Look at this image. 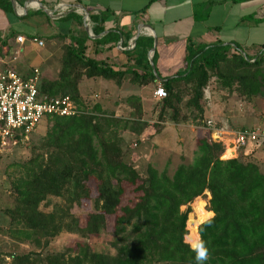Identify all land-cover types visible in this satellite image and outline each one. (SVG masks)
Listing matches in <instances>:
<instances>
[{"label":"trees","instance_id":"obj_1","mask_svg":"<svg viewBox=\"0 0 264 264\" xmlns=\"http://www.w3.org/2000/svg\"><path fill=\"white\" fill-rule=\"evenodd\" d=\"M15 1L20 4L23 0ZM0 10L31 23L35 14L51 21L41 9L16 16L9 0H0ZM57 20H71V26L64 34L45 36L60 39L62 44L57 74L52 79L40 78L41 93L67 94L83 106L78 91L83 77L118 83L129 73L138 85L158 78L145 51L136 50L151 47L150 39H135L130 56L133 68L115 70L85 53L89 37L79 15L68 11ZM18 32L12 27L0 35V57L13 48ZM91 32L97 35L100 30L92 27ZM116 40L117 35L110 31L93 39L95 44H114ZM150 60L153 63L154 53ZM7 66L22 75L28 73ZM211 77L220 88L246 99L264 97V44L248 56L227 44L187 43L183 68L159 83L165 96L159 99L152 128L144 132V137L158 132L165 121L196 125L195 157L191 163L177 164L170 175L147 164L142 176L124 161V141L114 128L121 123L123 129L139 134L147 123L134 116L120 120L85 112L46 117L49 127L32 148V155L21 163L23 175L12 184L13 205L3 209L11 236L32 245L25 252L8 253L10 264H197L196 247L184 241L186 218L189 203L206 192L204 209L212 215L196 226L197 244L202 240L209 253L202 264H264V165L251 151L220 158L223 144L212 141L204 128L203 90ZM127 187L135 200L120 206ZM57 198L67 204L60 205ZM81 202L88 205L86 211L69 212V207ZM63 228L92 236L108 233L111 251L94 250L85 240L65 251L45 250Z\"/></svg>","mask_w":264,"mask_h":264},{"label":"crops","instance_id":"obj_2","mask_svg":"<svg viewBox=\"0 0 264 264\" xmlns=\"http://www.w3.org/2000/svg\"><path fill=\"white\" fill-rule=\"evenodd\" d=\"M26 1L23 0L20 4L16 2L17 8L21 9ZM38 3L48 10H52L57 3L69 7L80 5L87 13L85 25L80 13L74 9L68 11L80 16L82 29L90 37L85 39V53L115 70H130L134 67L130 56L137 37L151 40V47H140L136 50L145 51L148 63L154 53L153 66L158 78L153 82L138 85L132 81L129 73H125L118 83L101 77L81 79L85 82L88 91L86 98L89 100L83 104L84 107L81 106L87 112L119 119L122 118L119 113L126 111L128 117L124 119H132L134 116L136 121L147 123L139 134L130 133L129 130L123 129L122 125L117 129V134L122 138L133 137L135 141H130L132 146H136L135 142L144 137L145 131L152 128L151 124L155 122L154 116L158 109L156 102L159 101L153 95V90L162 80L183 68L187 43L227 44L248 56L259 52L264 44V0H32L26 4V12L35 11ZM51 20L59 22L57 28L60 32L55 30L47 35L64 34L71 26V20ZM28 24L33 27L26 32L37 33L31 22L23 23L22 20L0 10L1 36L8 33L12 27L19 31L18 34L24 35L21 27H30ZM15 25L21 27L15 28ZM92 27H96L100 32L97 35L92 34ZM109 31L117 35L114 44L94 43L93 39ZM37 38L42 40L39 36ZM54 41L55 38L50 40L52 44H56ZM112 129L113 126L109 128ZM195 133L196 125L165 121L158 132L144 137L147 143L142 144V151L135 153L133 163H136L137 159L142 160V156L148 158L154 151L168 154L176 152L180 156V148L185 144L184 137L191 134L194 147ZM210 213L212 214L211 211Z\"/></svg>","mask_w":264,"mask_h":264},{"label":"rangeland","instance_id":"obj_3","mask_svg":"<svg viewBox=\"0 0 264 264\" xmlns=\"http://www.w3.org/2000/svg\"><path fill=\"white\" fill-rule=\"evenodd\" d=\"M33 25L37 35L42 38L43 46H38L35 42L26 38L24 43L21 46L13 45V48L7 53L3 60L11 58L12 51L17 50L15 54V59L10 62L11 67H18L24 71H29L31 68L36 67L40 73V77L52 79L56 76L59 64H60V55H61V44L62 41L55 38L54 41L56 44L50 42L51 39L45 37L48 33L54 32L55 30H60L59 22L56 20H51L47 22L44 17L40 14H35L31 16ZM25 23V21H23ZM54 25V26H53ZM19 26V25H18ZM14 26L15 28H20L21 25ZM30 26V25H29ZM30 27L24 26L23 33L30 30ZM85 32V31H84ZM85 35H89L85 32ZM90 38V37H89ZM15 46V47H14ZM15 70V69H14ZM84 80L80 81L78 84L79 98L81 103H86L88 91L85 87ZM136 87V86H135ZM125 89V88H124ZM203 104L205 109L204 122L206 119H211L216 126H222L228 130V132H223L221 137V143L224 145V142L233 138L231 131H235L239 128H252L259 127L264 131V97H252L246 99L243 96L238 95L236 92H228L226 89L220 88L216 81L211 77L208 84L203 90ZM158 102L156 106L158 107ZM108 112V111H107ZM120 120H124L125 117H128L127 112L123 111L119 113ZM131 116V115H129ZM156 121V114L154 116ZM223 121L224 123H222ZM191 123V122H188ZM192 124V123H191ZM50 125V120L48 118L41 119L32 132L29 135L27 142L20 144L13 149L0 154V257L2 258V264H10V252H25L32 248V245L28 241H20L15 237L11 236V232L7 227V217L3 213V209L11 207L13 205V194L12 184L16 178L20 175H23V168L21 163L32 155V148L34 145L40 143L45 131ZM121 124H118L114 130L117 132V129L120 128ZM194 125V124H193ZM205 128V126H204ZM123 143L125 148V154L123 156L124 161L131 163L132 166L137 170V172L144 176L145 167L147 164L152 165L157 169V171H164L167 175H170L177 164L179 163H191L195 157L194 147H193V137L190 134H186L184 137L185 144L180 148V156L175 152L171 154L168 152H153L152 155H149L148 158L142 156V160H135L136 163H133L134 157L136 158V152L142 151V144L147 143V140L144 137H140L136 146H132L131 142L135 141L132 137H124ZM131 141V142H130ZM139 143L140 145H138ZM36 151V148H35ZM252 152L253 158L264 165V140L258 139L252 144H248L244 148H239L234 156L244 152ZM146 154V153H145ZM144 154V155H145ZM183 154V155H182ZM223 158L234 157L232 154L224 153ZM231 155V156H230ZM146 158V159H145ZM130 187H127L120 198L119 205H131L135 200L134 194L130 191ZM208 196L201 195L194 198L190 203V211L187 213L186 221V231L189 218L192 216L196 219V214L194 212V205L197 200L206 202ZM57 203L60 205L67 204L64 199L57 198ZM49 206L47 207V209ZM184 206H181L180 209H183ZM88 205L84 202H81L80 205H75L69 207V212L75 215L78 212L86 211ZM46 210V209H45ZM206 211V210H205ZM209 218V217H208ZM65 219H69L65 217ZM83 215L80 217L82 222ZM207 219V218H206ZM189 233V232H188ZM111 236L108 233H101L97 236H92L85 234L81 231H67L62 229L56 236L50 239L48 245L45 247V250L48 251H65L68 250V247L73 246V244L78 240H85L89 243L90 247L98 251H111L109 247V240ZM186 241V236L184 237ZM188 243V242H187ZM189 246L193 248L190 244ZM195 248V247H194Z\"/></svg>","mask_w":264,"mask_h":264},{"label":"built area","instance_id":"obj_4","mask_svg":"<svg viewBox=\"0 0 264 264\" xmlns=\"http://www.w3.org/2000/svg\"><path fill=\"white\" fill-rule=\"evenodd\" d=\"M69 10V6L57 3L49 10L51 19H58ZM27 37L21 34L14 36L13 44L21 46ZM37 45L43 41L37 37L28 38ZM17 50L12 51L11 58L3 60L0 57V154L27 142L29 135L37 123L50 116H73L87 112L67 94L48 96L38 89L40 73L36 67L31 68L26 75L16 72L7 65L15 59ZM153 95L160 99L165 96V90L157 85ZM205 128L209 131L212 141L222 142L220 135L227 132L224 127L214 125L211 119H206ZM233 138L224 142L223 152L232 148V155L239 148H244L256 140H264V131L259 127L242 128L232 131ZM231 156V155H230ZM208 196V193H205ZM204 208V204H203Z\"/></svg>","mask_w":264,"mask_h":264},{"label":"bare ground","instance_id":"obj_5","mask_svg":"<svg viewBox=\"0 0 264 264\" xmlns=\"http://www.w3.org/2000/svg\"><path fill=\"white\" fill-rule=\"evenodd\" d=\"M227 154H233L232 148H228L226 150ZM194 212L196 214V219H194L192 216L189 218L188 224H187V230L188 234L186 235V241L188 244H190L193 248L196 247L198 244L197 239L199 236L196 232V226L200 222H203L206 218L210 217L212 214L210 212H206L203 209V201L197 200L194 205ZM199 241V240H198Z\"/></svg>","mask_w":264,"mask_h":264},{"label":"water","instance_id":"obj_6","mask_svg":"<svg viewBox=\"0 0 264 264\" xmlns=\"http://www.w3.org/2000/svg\"><path fill=\"white\" fill-rule=\"evenodd\" d=\"M29 1H32V0H27L26 3H24L22 6H21V11H17V3L15 0H9L10 4H11V7H12V10L13 12L16 14V15H23L26 13V4L29 2ZM74 7V8H73ZM36 9H41L42 11H44L48 16H49V10L46 9L45 7H43L40 3H38V7ZM69 9H74V11L80 13L83 17V25H85V16L87 15L86 11L80 6V5H76L74 4L72 7H69ZM155 42H153V46H154ZM150 66L152 68V71L154 72V66H153V63L152 61L150 60Z\"/></svg>","mask_w":264,"mask_h":264},{"label":"clouds","instance_id":"obj_7","mask_svg":"<svg viewBox=\"0 0 264 264\" xmlns=\"http://www.w3.org/2000/svg\"><path fill=\"white\" fill-rule=\"evenodd\" d=\"M194 251L196 252L197 264H202L203 261H205L206 259H208V255H209L208 249H207L205 243L202 240L196 246V248L194 249Z\"/></svg>","mask_w":264,"mask_h":264}]
</instances>
